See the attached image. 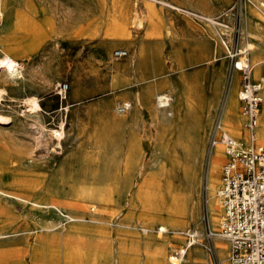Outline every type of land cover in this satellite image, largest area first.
<instances>
[{"label": "rangeland", "instance_id": "obj_1", "mask_svg": "<svg viewBox=\"0 0 264 264\" xmlns=\"http://www.w3.org/2000/svg\"><path fill=\"white\" fill-rule=\"evenodd\" d=\"M261 3L0 0V58L22 71L0 70V252L17 251L15 264H229L228 242L210 236L226 158L208 133L226 107V130L246 137L240 74L219 29L185 11L227 24L234 49L252 44L258 80ZM260 118L264 133V102ZM190 228L187 247L178 232Z\"/></svg>", "mask_w": 264, "mask_h": 264}, {"label": "built area", "instance_id": "obj_2", "mask_svg": "<svg viewBox=\"0 0 264 264\" xmlns=\"http://www.w3.org/2000/svg\"><path fill=\"white\" fill-rule=\"evenodd\" d=\"M185 12L191 14L195 21L212 24L219 29L221 46L232 61L234 70L239 72L241 81L238 100L246 137L238 139L226 130L224 107L216 113L208 133L209 150L212 152L217 145H221L226 158L221 167L218 192L222 214L218 230L211 231L210 236L228 242L229 264H264V140L260 139L259 133L264 77L253 78L249 48L234 49L230 45L229 39L234 30L230 31L227 24L216 22L205 14ZM126 55L125 50L115 52L117 58ZM142 232L148 234L150 230L143 228ZM158 232L167 230L159 227ZM178 234L185 237L187 247H190L195 244L199 232L190 228Z\"/></svg>", "mask_w": 264, "mask_h": 264}, {"label": "bare ground", "instance_id": "obj_3", "mask_svg": "<svg viewBox=\"0 0 264 264\" xmlns=\"http://www.w3.org/2000/svg\"><path fill=\"white\" fill-rule=\"evenodd\" d=\"M168 5V4H167ZM261 5H264V3H261ZM174 7V6H173ZM176 8V7H175ZM1 15V14H0ZM252 44L248 45V48H251ZM261 63V61L259 62V64ZM20 64L18 63L17 59L15 57H13L10 54H5V56L3 58H0V70L5 69L6 71H8L10 74L12 75H18L20 74ZM4 70V71H5ZM162 102V101H161ZM34 104V108H36L38 105L36 104V102H33ZM164 104V103H163ZM33 108V107H32ZM37 109V108H36ZM229 111V110H228ZM225 113H226V107H224V115H223V122H224V118H225ZM242 117V115H241ZM260 125H261V118H260ZM225 126V125H224ZM259 133H260V127H259ZM263 133V132H262ZM55 134L58 135L59 137L62 136V133H60L59 131H55ZM57 137V136H56ZM58 138V137H57ZM261 138V137H260ZM217 147H222L221 145H217L215 148ZM214 148V149H215ZM223 148V147H222ZM224 151V148H223ZM217 154L214 155L212 157V166H215V163L217 161ZM210 187L214 188L215 187V182L212 181V184L210 185ZM211 189V188H210ZM6 253V252H5ZM17 251H10L6 254H3L2 252H0V264H15L14 261L18 258L17 255ZM180 254H184L185 251L184 250H180L179 252ZM178 253V254H179ZM180 257V256H179ZM170 259L176 261L174 264H178L177 261H179V258L177 259L176 257H171Z\"/></svg>", "mask_w": 264, "mask_h": 264}, {"label": "crops", "instance_id": "obj_4", "mask_svg": "<svg viewBox=\"0 0 264 264\" xmlns=\"http://www.w3.org/2000/svg\"><path fill=\"white\" fill-rule=\"evenodd\" d=\"M251 63V62H250ZM262 63H264V60L260 63V64H262ZM262 78V77H261ZM260 79V78H259ZM257 80V79H256ZM227 111H228V109L226 108V113H227ZM260 137L262 138V137H264V133H262V130H261V128H260Z\"/></svg>", "mask_w": 264, "mask_h": 264}]
</instances>
